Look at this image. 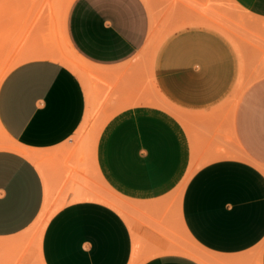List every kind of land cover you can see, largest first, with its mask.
Instances as JSON below:
<instances>
[{
  "label": "crops",
  "instance_id": "obj_1",
  "mask_svg": "<svg viewBox=\"0 0 264 264\" xmlns=\"http://www.w3.org/2000/svg\"><path fill=\"white\" fill-rule=\"evenodd\" d=\"M223 1L74 0L63 40L94 67V91L34 57L59 48L5 76L0 125L43 170L0 150V264H203L178 252L184 237L208 264H264V0H227L261 47L219 30ZM94 99L116 110L77 149ZM46 200L57 210L40 232Z\"/></svg>",
  "mask_w": 264,
  "mask_h": 264
},
{
  "label": "rangeland",
  "instance_id": "obj_2",
  "mask_svg": "<svg viewBox=\"0 0 264 264\" xmlns=\"http://www.w3.org/2000/svg\"><path fill=\"white\" fill-rule=\"evenodd\" d=\"M73 1L52 0V3L50 0L49 2L48 0H44L43 3V0H0V69L3 65L2 70H7L6 75L21 62L32 58L30 55L32 51L59 48L62 54L61 57L74 62L81 68L80 71L76 70V73L80 74L83 81L88 83L91 90L94 91L95 75L92 67L68 47L63 40L62 23ZM39 3L44 5H40ZM221 5L223 11L218 18L221 24L219 30L227 35L235 45H239L240 39H242L243 42L261 47L263 45V37L258 30L250 27L251 20L249 15L227 0H224ZM157 47L158 43L154 49H157ZM146 57L148 60L152 59V55L150 54ZM249 84L250 82H247V85ZM235 95L238 97L236 92L232 99L237 100ZM115 110L108 109V106L104 102L94 99V103H92L88 111L86 121L73 137L77 149H83V147L91 149L96 145L103 126L114 114ZM1 141L12 143L9 137L0 130ZM192 170L177 188V192L183 190V186L191 175ZM101 190L102 193L108 194L107 198L112 199L113 203L110 205L123 214L121 211L125 212L123 201L115 193L107 191L104 187ZM56 210V207L50 209L48 217ZM184 242L185 248H192L200 256H207L203 249L186 237H184Z\"/></svg>",
  "mask_w": 264,
  "mask_h": 264
},
{
  "label": "bare ground",
  "instance_id": "obj_3",
  "mask_svg": "<svg viewBox=\"0 0 264 264\" xmlns=\"http://www.w3.org/2000/svg\"><path fill=\"white\" fill-rule=\"evenodd\" d=\"M41 1V0H40ZM46 1V0H45ZM55 1V0H54ZM38 2V1H37ZM48 2H49V0H48ZM50 2H52V0H50ZM43 3H44V0H43ZM53 3V2H52ZM40 4V3H39ZM46 4V3H45ZM40 5H44V4H40ZM221 31V30H220ZM235 45V44H234ZM158 48V47H157ZM157 49H154L153 51L155 52ZM153 54V53H152ZM35 56H37L38 58L39 57H42V56H50V57H54V59L57 61V59L56 58H58V59H60L59 61H60V63L62 62V63H64V65L66 64V65H68L72 70H74L75 72H76V70H81V68L78 66V65H76L74 62H72V61H69V60H67V59H65V58H63V57H61V56H55V55H53L52 53H42V54H38V55H34V57ZM56 57V58H55ZM82 58V57H81ZM53 60V59H52ZM65 65V66H66ZM3 66V65H2ZM2 66H1V69L0 70H2ZM92 67V66H91ZM92 68H94V67H92ZM74 72V73H75ZM6 73H7V70H2V71H0V82L2 81V79L4 78V76L6 75ZM84 74V73H83ZM78 75H80V74H78ZM89 76H90V74H89ZM93 76V75H92ZM95 77V76H94ZM93 77V78H94ZM84 78L85 79H87L85 76H84ZM85 84H86V87L88 88V91H89V85H88V83H86V82H84ZM237 84H239V83H237ZM239 87V86H238ZM243 90H244V88H243ZM240 91H242V88L240 89ZM238 92H239V89H238ZM237 92V94H238V96H240L239 95V93ZM236 97H237V95H235ZM0 130H1V132L3 133V134H5L7 137H8V135L5 133V131L3 130V128L1 127V125H0ZM10 139V138H9ZM13 140V139H12ZM11 139H10V141L12 142V143H5V142H0V150L1 149H12V150H17V151H20V152H22L23 154H25V155H27L28 157H30L31 159H34V161H35V159H36V161L37 160H41L40 159V157H39V159H37V158H35V157H33L32 158V155H34V156H39V155H35V154H31V152L29 153L28 151H26V149L24 148H20L18 145H16L17 143H14L13 141H12ZM37 163V162H36ZM43 162H42V160L40 161V162H38L37 163V165L38 164H40V168H42L41 170H43V166H41V165H43L42 164ZM43 172V171H42ZM185 175V174H184ZM186 184V183H185ZM184 187H185V185L183 186V190H184ZM99 200H101V201H103V202H105V203H108V204H111V203H113V201H112V199H109V198H107V197H101ZM48 206H49V200H46V203H45V205H44V209H43V211H42V213L40 214V216L38 217V219H37V221H36V223H35V225H36V228L41 232L43 229H44V227H45V225H46V223H47V221H48V219L50 218V216L48 217ZM122 212H123V214L124 215H126V212H124L123 210H121ZM52 215V214H51ZM192 241V240H191ZM193 243H194V241H192ZM195 245H196V243H194ZM178 252H180V253H182V254H185V255H188V256H191V257H193V258H195V259H199L198 261H201V263H203V264H208L209 262H208V259H207V256H203V255H199L194 249H192V248H185V247H183V248H181V249H179L178 250ZM140 260L137 258V256H134V258H133V260H132V262L130 263V264H140Z\"/></svg>",
  "mask_w": 264,
  "mask_h": 264
}]
</instances>
